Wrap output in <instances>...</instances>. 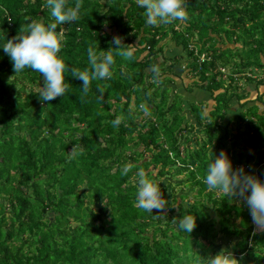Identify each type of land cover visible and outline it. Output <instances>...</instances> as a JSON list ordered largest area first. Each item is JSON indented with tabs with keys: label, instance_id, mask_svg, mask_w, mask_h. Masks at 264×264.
<instances>
[{
	"label": "trees",
	"instance_id": "obj_1",
	"mask_svg": "<svg viewBox=\"0 0 264 264\" xmlns=\"http://www.w3.org/2000/svg\"><path fill=\"white\" fill-rule=\"evenodd\" d=\"M45 3L0 0V264H189L196 254L222 248L241 264H264V232L256 230L246 201L228 203L203 183L221 150L234 170L243 166L264 182V92L226 115L231 100L248 93L237 82L252 83L264 68V0H186L187 21L155 27L136 0H83L81 19L57 27L69 67L83 70L88 46L106 51L114 36L135 47L132 61L115 58L110 80L92 82L84 103L82 81L71 72L65 95L42 101L43 76L29 68L15 73L3 51L29 18L52 22ZM167 41L181 53L165 56ZM180 60L191 79L183 88L205 91L210 104L198 99L184 108L171 87ZM153 65L161 71L159 85ZM98 83L105 86L102 101ZM117 116L125 119L114 127ZM75 144L83 155L70 159ZM128 163L134 167L122 176ZM140 168L160 182L168 201L163 211L136 207ZM186 213L195 216L191 233L172 222Z\"/></svg>",
	"mask_w": 264,
	"mask_h": 264
},
{
	"label": "clouds",
	"instance_id": "obj_2",
	"mask_svg": "<svg viewBox=\"0 0 264 264\" xmlns=\"http://www.w3.org/2000/svg\"><path fill=\"white\" fill-rule=\"evenodd\" d=\"M138 7L144 9L146 23L149 26L167 25L174 21H187L186 0H136ZM45 7L50 10L52 22L47 25L43 20L28 19L21 25L16 36L8 39L2 46L4 53L10 58L15 73H20L26 68L38 72L43 76V86L39 91L42 101H52L62 97L68 91L69 83L66 82L65 73L71 72V76L82 81L81 103L91 92L93 81L110 80L113 76L112 68L116 63V57L124 61L134 59L135 47L122 43V38L114 36L108 50H98V44H90L87 49L88 66L83 70L69 67L66 58L60 55L65 35L63 31L57 32L58 25L77 22L81 19L80 10L83 0H46ZM153 83L159 85L161 71L157 65H153ZM98 99L102 101L105 94V86L97 84ZM150 95V94H149ZM139 109L146 115H150L146 103H141ZM124 116H117L111 123L118 127ZM83 147L75 144L69 153L70 159L83 155ZM134 165L128 163L122 167L121 175L127 176ZM137 191L135 193V205L144 212L152 213L153 209L163 211L168 201L163 198L159 187L160 182L150 178L143 168L134 174ZM203 183L208 190H216L225 198L241 197L246 201L256 230L264 232V182L256 176L244 172L243 166L233 169L232 162L224 150H221L214 159L210 158L207 165ZM154 218H159L154 216ZM179 231L191 233L196 227L195 216L186 213L177 222ZM130 247V246H129ZM189 264H241L232 251L222 248L215 255H194Z\"/></svg>",
	"mask_w": 264,
	"mask_h": 264
},
{
	"label": "rangeland",
	"instance_id": "obj_3",
	"mask_svg": "<svg viewBox=\"0 0 264 264\" xmlns=\"http://www.w3.org/2000/svg\"><path fill=\"white\" fill-rule=\"evenodd\" d=\"M164 42V40L163 41H161V43H163ZM231 46V45H230ZM180 47L179 46H176L174 43H173V41H167V42H165V44L163 45V50H162V53L165 55V56H168V57H172L173 55H175V54H179V53H181V51H180V49H179ZM184 63V60H180V61H178L177 63H176V65L174 66V68H173V70L179 75V76H172V81L173 82H171V87L172 88H174L175 89V91L181 96V102H182V105L184 106V108L185 109H188L187 107L189 106V104H188V102H190V101H192V102H195V100L194 99H196L197 97H200V99H202V95H201V89H199V88H197V87H194V88H192L191 90H189V91H186L185 90V88H183L185 85H187V83H189V81L191 80L190 79V76H189V74H187L188 73V71L182 66V64ZM174 72V73H175ZM221 72H222V82H223V84H225V83H227V78H226V74H227V72H228V69L226 68V67H222V69H221ZM171 75H173V73H170ZM240 81V80H239ZM247 84L245 83V85L244 86H246ZM258 87V89L260 90V91H263V88H262V86L261 85H259V86H257ZM173 91V90H172ZM200 93V94H198V92ZM169 93H170V91H168ZM197 95H199V96H197ZM197 96V97H196ZM207 96H208V94H207ZM173 97L175 98V100L178 102V100H179V96L177 97V95L175 96V95H173ZM208 100V99H207ZM240 101L241 100H239V101H237V100H231V102H230V108H229V111H227V114L226 115H232V116H234V115H236L240 110H242L244 107H241V108H239L238 106H239V103H240ZM207 103H211V101L210 100H208L207 101ZM206 103V104H207ZM204 102H203V104L202 103H200V105H201V108H203V109H205V113L207 112V109H206V107H207V105H206ZM184 109V110H185ZM252 110H248V112H251ZM182 113H183V110H182ZM184 113L186 114V115H188V117H189V114H187V111L185 112L184 111ZM223 125V124H222ZM199 127L198 126H195V129H198ZM196 131V130H195ZM201 135V134H200ZM180 178H182V176L181 175H178L177 177H175V178H173V179H171L173 182H175V181H178V179H180ZM165 179H163L162 180V183L163 184H165ZM233 200H236V197H233V198H231V199H229V198H227V202L228 203H231ZM254 224V223H253ZM254 226H255V228H256V225L254 224ZM218 239H219V241L220 242H222V243H224V241H225V238H223V237H221V236H218ZM216 247H218L219 246V244H217V243H215L214 244Z\"/></svg>",
	"mask_w": 264,
	"mask_h": 264
},
{
	"label": "crops",
	"instance_id": "obj_4",
	"mask_svg": "<svg viewBox=\"0 0 264 264\" xmlns=\"http://www.w3.org/2000/svg\"><path fill=\"white\" fill-rule=\"evenodd\" d=\"M255 79L257 80V79H260L261 80V82L260 83H256V80H254V81H252V83H247V85L246 86H244L245 85V81L243 80V79H240V81H238L237 83H238V85L240 86L239 88H238V91L239 92H241V90H240V88L242 87V90H246L247 89V91H248V93L245 95V96H243L242 98H241V101L242 100H244V99H250V101H252L253 102V99L256 97V95L259 93V92H264V68H262V69H259V70H256L255 72ZM259 85H261L262 86V88H263V91H260L259 89H258V87L257 86H259ZM198 92V91H197ZM198 94H200L199 92H198ZM201 95L203 96L202 97V100H209V96H207V93L205 92V91H201ZM197 96H199V95H197ZM196 96V97H197ZM198 99H200V97H197L196 99H194L195 100V102L198 100Z\"/></svg>",
	"mask_w": 264,
	"mask_h": 264
}]
</instances>
